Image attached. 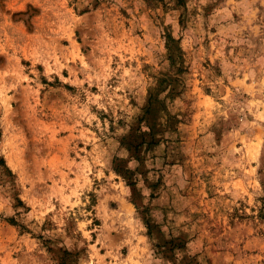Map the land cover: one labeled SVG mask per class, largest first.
<instances>
[{
	"label": "rangeland",
	"instance_id": "obj_1",
	"mask_svg": "<svg viewBox=\"0 0 264 264\" xmlns=\"http://www.w3.org/2000/svg\"><path fill=\"white\" fill-rule=\"evenodd\" d=\"M263 205L264 0H0V264H264Z\"/></svg>",
	"mask_w": 264,
	"mask_h": 264
},
{
	"label": "trees",
	"instance_id": "obj_2",
	"mask_svg": "<svg viewBox=\"0 0 264 264\" xmlns=\"http://www.w3.org/2000/svg\"><path fill=\"white\" fill-rule=\"evenodd\" d=\"M128 184H131V182H129ZM260 214V217H262V218H264V205L260 208V212H259ZM146 227L149 229V225H148V223H146Z\"/></svg>",
	"mask_w": 264,
	"mask_h": 264
}]
</instances>
